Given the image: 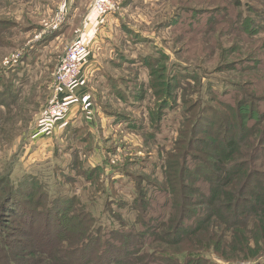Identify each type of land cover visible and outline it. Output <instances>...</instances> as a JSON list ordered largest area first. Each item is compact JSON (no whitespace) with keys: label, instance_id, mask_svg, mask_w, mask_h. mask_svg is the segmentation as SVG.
Returning a JSON list of instances; mask_svg holds the SVG:
<instances>
[{"label":"trees","instance_id":"1","mask_svg":"<svg viewBox=\"0 0 264 264\" xmlns=\"http://www.w3.org/2000/svg\"><path fill=\"white\" fill-rule=\"evenodd\" d=\"M231 3L205 10L181 7L168 24L179 32H205L234 13L244 35L264 30V9L246 6L243 0ZM203 15L208 16L205 21H195ZM9 25L0 18V31ZM229 28H235L232 22ZM158 53L143 56L141 65L151 70L159 58L166 59ZM247 62L259 61L252 57ZM247 68L251 67L241 70ZM9 70L5 80L0 68V120L14 109L18 96L14 90L22 84L15 72L18 66ZM165 70L151 82L159 99L148 112L150 129L97 104L107 125L141 129L154 141L164 112L183 107L184 120L189 117V106L184 105L190 103L193 121L172 141L168 164L161 165L162 184L150 190L135 181L129 197L115 195L120 189L116 175L122 170L105 164L101 170L105 183L97 197L100 201L95 202L93 197L81 200L68 195L58 186L46 189L39 169L16 175L0 170V264H264V94L257 95L243 80H218V85L223 83L219 88L208 81L203 92L208 99L200 104L191 94L178 96L176 90L184 93L193 82L194 93L200 96L202 90L195 84L202 77L175 62ZM109 82L105 87L122 99L121 88ZM81 128L73 122L63 127L73 135ZM80 140L86 143L84 137ZM56 142L58 148L61 144ZM98 168L84 174L86 181L94 180ZM59 173L53 171V176ZM158 199L162 202L155 207L152 200Z\"/></svg>","mask_w":264,"mask_h":264},{"label":"rangeland","instance_id":"2","mask_svg":"<svg viewBox=\"0 0 264 264\" xmlns=\"http://www.w3.org/2000/svg\"><path fill=\"white\" fill-rule=\"evenodd\" d=\"M92 1L81 0V12L86 5L89 6L87 11H92ZM115 2L116 8L113 12L102 17L94 15L102 20L101 23L105 22L102 35L104 45L108 41L113 43L110 44L114 48L113 52L125 56L127 64L119 59H113L115 62H111L112 67L103 66L98 70V77L88 84L93 88L89 89L93 109L97 104L101 108L106 107L108 111L121 113L138 121L148 130L149 126L146 125L150 121L148 112L155 107L159 99L153 94L151 82L157 81L161 74L159 70L163 71L167 67L169 71L173 62L194 70L196 75L202 77L195 84V88L199 87L202 90L200 96L194 93L193 82L190 84L192 87L184 93L176 90L178 96L186 97L191 94L197 103L203 104L208 99V94L203 93L208 81H212L213 85L219 88L223 83L218 85L216 83L218 80L235 82L243 80L254 93L264 94V30L244 35L240 19L233 17L234 13L224 15L220 21L212 23L205 32H179L168 24L181 7L205 10L221 5L229 6L232 0H115ZM243 2L246 6L252 4L264 9V0ZM68 9L69 0H0V18L10 22L8 27L0 31L1 75H5L3 79L8 80L11 75L9 68L16 64L18 70L15 72L22 83L14 90L18 94L14 109H11L10 114L1 116L0 170L9 169L16 175L22 171L39 169V179L45 183L46 189L58 186L68 195L75 194L81 200L93 197L95 202H98L100 201L97 198L98 194L105 183L102 167H105V164H113L112 166L120 167L122 170L121 174L116 175L120 189L115 195L129 197L135 181L140 182L146 189L154 190L153 187L157 188L162 184L161 165L168 164L167 154L174 148L172 141L179 138L180 128L181 130L188 128L193 121L194 108H190V103L184 105L185 108L189 106V117L184 120L181 119L183 107L166 110L154 141H151L141 129L127 131L119 126L101 125L99 122L96 125L93 117H89V122H85L88 117L85 118L83 111L77 107L73 111V116L76 115L79 119L84 115L82 121L74 122L79 126L83 125L77 135L67 134L64 129L62 130L63 118L50 122L43 116V108L52 97L53 74L64 54L67 42L75 33L66 30ZM207 17L203 15L195 21L203 22ZM184 19L188 22V18ZM230 22L235 27L233 30L229 28ZM76 23L78 24L75 22L74 27ZM125 27L131 33L126 32ZM162 52L166 59L159 58L160 61L153 63L151 70L141 65L143 56L152 54L154 56L158 53L160 57ZM252 57L259 62H247ZM229 63H232V68L223 67ZM162 65L163 70L160 69ZM247 66L251 68L241 70ZM153 70L155 74L151 75L150 71ZM108 76L112 77L110 85H118L121 88L119 93L122 94L123 100L110 93L109 88L104 86L105 80L96 82L102 79L101 77L107 79ZM83 108L87 109L86 106ZM68 112L67 110L64 116ZM178 122L180 125L177 130ZM90 127L91 131L85 135ZM82 137L86 143H82L80 140ZM55 141H58L56 144H61L58 148ZM155 142L159 146H156ZM48 145L49 148L45 152ZM64 146L65 149H62ZM95 166L99 167L95 171L97 175L93 174V181H86L84 174ZM53 171L56 173L60 171L56 178ZM108 189L110 190V187ZM50 194L52 195L53 191H50ZM102 198L101 200H104ZM152 201L157 204L155 207L162 202L159 199ZM39 225L40 222L36 226ZM213 257L216 258V255ZM238 264L251 263L239 261Z\"/></svg>","mask_w":264,"mask_h":264},{"label":"crops","instance_id":"3","mask_svg":"<svg viewBox=\"0 0 264 264\" xmlns=\"http://www.w3.org/2000/svg\"><path fill=\"white\" fill-rule=\"evenodd\" d=\"M81 4V0H69V13L66 23L68 24V29L66 28V30L73 32L75 31V33L72 37H70L71 39L69 38L70 40L68 39L69 41L67 43H70L75 38H80L87 46V52L84 56V62L83 66L81 67L78 81L69 91L60 90L58 93L59 99L68 103V111L70 112H68L66 116L62 117L63 119L61 118V124L63 127L66 123L82 121L84 115L86 116L85 118L88 117V120H85L84 118L85 122H89V117H93L96 121V125L98 122L101 125L107 124L108 119L104 118L105 116L103 115L101 110L97 106H95V108L93 109V104L91 103V92L89 91L92 86L88 84L91 80L98 77V70H100L103 66L112 67L111 62H115L113 61V59H119L120 61H123L125 62V64H127L124 58L125 56L123 57L122 55H117L116 52H113L114 48L112 45H110L113 43H110L108 41L104 45L102 35L104 34L105 30V22L101 23L102 20L98 19L92 11H87V8L89 7L88 5H86L84 11L81 12ZM75 22H78V24L76 23V26L74 27ZM66 30L64 31V33H66ZM105 62H107L108 64H104ZM101 78L102 79L96 80V82L98 83L99 81L105 80L106 84V80L110 79L109 81H111L112 79L111 76H108L107 79H104L103 77ZM85 106L87 109L83 108ZM76 107L80 108V110H82L84 113V115L79 119L76 115L73 116V111ZM86 110H88V113H86ZM95 113H97V115ZM89 129H92V127H90ZM48 143L50 145L49 141ZM49 145L45 148V152H47V148H49Z\"/></svg>","mask_w":264,"mask_h":264},{"label":"built area","instance_id":"4","mask_svg":"<svg viewBox=\"0 0 264 264\" xmlns=\"http://www.w3.org/2000/svg\"><path fill=\"white\" fill-rule=\"evenodd\" d=\"M115 0H93L92 12L98 17L113 12ZM87 46L80 38L73 39L67 44L64 54L53 74L52 97L43 108V116L52 121L61 119L68 110V103L59 99L60 90L69 91L78 81Z\"/></svg>","mask_w":264,"mask_h":264}]
</instances>
